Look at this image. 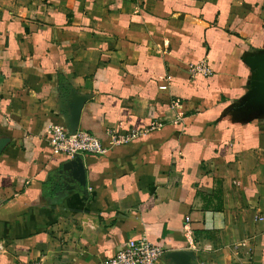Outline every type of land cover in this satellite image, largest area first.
Instances as JSON below:
<instances>
[{
    "label": "crops",
    "instance_id": "1",
    "mask_svg": "<svg viewBox=\"0 0 264 264\" xmlns=\"http://www.w3.org/2000/svg\"><path fill=\"white\" fill-rule=\"evenodd\" d=\"M263 59L264 0H0V264H97L142 235L157 264H264ZM54 124L108 150L71 161Z\"/></svg>",
    "mask_w": 264,
    "mask_h": 264
},
{
    "label": "built area",
    "instance_id": "2",
    "mask_svg": "<svg viewBox=\"0 0 264 264\" xmlns=\"http://www.w3.org/2000/svg\"><path fill=\"white\" fill-rule=\"evenodd\" d=\"M189 71L192 76L196 77L213 75V69L207 60L190 63ZM175 108L178 109V104L172 102L171 109L175 110ZM176 118L181 119L177 115ZM166 122H152L144 129L123 133L110 131L112 144H125L161 128ZM47 137L53 151L71 161L79 160L86 154L102 155L108 150L99 137L83 128L71 129L66 125L54 124L49 128ZM164 252L165 249L162 246L152 243L146 235H142L125 242L115 255L104 257L97 264H157Z\"/></svg>",
    "mask_w": 264,
    "mask_h": 264
},
{
    "label": "water",
    "instance_id": "3",
    "mask_svg": "<svg viewBox=\"0 0 264 264\" xmlns=\"http://www.w3.org/2000/svg\"><path fill=\"white\" fill-rule=\"evenodd\" d=\"M254 80H253V93L257 94L260 99L264 101V59L259 60L258 64L254 66ZM76 129V128H71ZM75 161V160H74ZM78 161V160H76Z\"/></svg>",
    "mask_w": 264,
    "mask_h": 264
}]
</instances>
